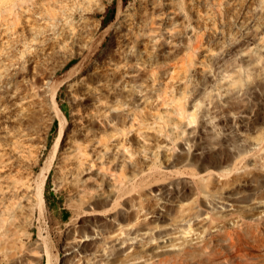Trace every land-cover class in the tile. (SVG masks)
Returning a JSON list of instances; mask_svg holds the SVG:
<instances>
[{"label":"rangeland","instance_id":"1","mask_svg":"<svg viewBox=\"0 0 264 264\" xmlns=\"http://www.w3.org/2000/svg\"><path fill=\"white\" fill-rule=\"evenodd\" d=\"M6 1L0 0V6ZM153 1L162 9L152 17L178 13L189 43L166 64L171 68L167 79L143 74L145 81L134 84L132 95L127 89L118 93L106 88V116L117 129L97 127L96 116V126L86 131L88 121L81 116L92 103L79 80L105 54L103 68L108 73L115 69V31L124 26L126 14H136L145 5L152 11ZM41 3L43 7L28 0V8L40 20L36 22L57 28L46 44L43 37L23 34L24 23L12 15L0 21V51L18 53L20 66L29 58L28 70L37 71L40 86V118L29 136L24 131L13 136L18 146L5 149V157L15 161L13 173L30 178L51 165L42 215L36 199L29 207L20 195L22 207L16 216L0 219V264H45L47 251L53 264H150L155 253H160V264H264V0ZM43 8H51L53 15ZM112 9L111 20L104 24ZM179 27L175 25L174 32ZM64 36L65 41L57 43ZM59 120L66 124L65 134L53 155ZM145 155L150 157L146 162ZM148 166L155 177L134 189L138 170L147 174ZM209 171L215 174L210 188L217 205L207 203L199 189ZM219 174L227 181H219ZM159 187L170 194L167 216L175 220L152 215L162 202L154 192ZM127 194L146 205L138 214L142 234L127 238L124 247L113 240L106 245L107 233L129 232L125 212L133 217L134 208ZM106 216L118 218L116 224L106 223ZM147 227H156L153 235L168 233L178 244L191 242L200 252L194 258L180 256L177 246L163 245L165 237L149 239ZM66 241L75 242L69 255L63 247ZM155 242L159 245L150 248Z\"/></svg>","mask_w":264,"mask_h":264},{"label":"bare ground","instance_id":"2","mask_svg":"<svg viewBox=\"0 0 264 264\" xmlns=\"http://www.w3.org/2000/svg\"><path fill=\"white\" fill-rule=\"evenodd\" d=\"M43 1L45 0H31V3L34 5L41 4L43 7V4L41 3ZM56 1L63 2L64 0ZM28 5V0L6 1V3L0 6V21L3 17H9V15H12L15 21L20 20L24 23L26 31L22 29L23 34L27 33L31 38L43 37V44H46L48 36L51 33L55 34L57 28L53 24L48 26L45 21H43L45 24L36 22L40 20L37 18L34 19V16L29 12ZM172 7L174 6L172 5ZM152 8L153 10L150 11L145 5L138 13H129L125 15L124 26L115 31V50L112 55L113 57H118L119 61L116 62L115 69H112L111 73L106 72L103 68L106 64L105 54V57L100 60V64H95V66L79 80L80 85H82L84 89L83 94L89 95L92 103V105L84 107V115L81 116V118L85 116L88 121L85 126L86 131L93 130L96 126L94 121L92 122V119L96 116L99 117L97 120L99 126L97 127L104 130L108 127H111L113 130L117 129L118 124H111L109 122L111 121L110 116H106V88H113V91L118 93L122 92L121 89H127L128 93L132 95L134 93V84H141L145 81L143 74L153 80L156 78L160 79L161 77L167 79L171 68L167 67L166 64H168L170 60H173L177 54L183 52L186 43H189V39L186 40L184 35V21L179 20L178 13L173 11L172 15L157 18L156 16L160 14L159 10L162 9V7H157L155 1H153ZM44 9L46 8H43L42 10L44 11ZM41 11L39 12L40 15H42ZM157 11L159 13L158 15L156 14V18L152 17ZM45 13L48 16L53 15L51 8L46 9ZM175 25L180 26L177 30L178 33L173 30ZM166 26H170V29H167ZM176 34H179L178 38L174 39L173 37ZM2 38L3 36L0 34V41ZM65 39V36L61 39L57 38V43L63 42ZM17 44L18 43H14L12 47L16 48ZM111 44L112 43L109 45ZM23 55L24 53L22 56ZM20 58L21 56L16 52H7L3 55V52L0 51V219H3L4 221L6 219L8 220V218H14L17 214V210L22 207L20 195L26 199V204L29 205V207H31L32 200L36 199L38 203V211L40 215H42L45 207L43 190L50 169L49 167L51 166L48 164L47 167H45L48 169L42 167V170L37 172L34 178H30L28 176L13 173L15 171L17 172L16 165H13L15 161H9L11 156L5 157L7 155V152L4 151L5 149L11 151L18 146L19 141L17 139H12L13 136L22 131H24L23 135L29 136L30 130L33 129L35 122L40 118V86L36 77L37 71L35 69H32L31 71L28 70L27 63L29 62V58H25L24 64L20 66ZM131 60H134V63L129 64V62H132ZM118 62H123V64L121 63L122 65H120ZM135 65L137 70L132 67H135ZM36 67L37 66H33V68ZM130 67H132V69ZM155 67H162V70H157V72ZM141 88L142 86L137 89V93L142 91ZM117 103L120 104V101ZM57 109L61 111L59 107H57ZM108 109L110 108L108 107ZM54 116L58 119L56 114ZM116 116H118V121L121 123L122 119L119 117V114ZM65 128V122L59 120L57 135L53 144V155H55L62 143ZM11 130H14V134H12ZM104 153H106V150ZM166 155L168 154H164L165 160L167 159ZM149 158L148 155L142 156V159L145 162L148 161ZM132 163H134V165L138 164L137 162ZM138 172L140 176L132 182V187L134 189L139 188L143 182L148 183L155 177V173L149 166L146 167L147 174L144 173L145 170L143 169L138 170ZM206 176V183L199 189L204 194L207 203L209 202V204L213 203L217 205L215 202L217 200V194L212 192V189L210 188L211 180L215 177V174L209 171ZM219 177L225 178L224 182L227 181L225 175L218 176L220 181ZM222 182L223 181L221 180V183ZM103 188L104 189L101 193L106 195V181L104 182ZM121 189L124 188L121 187ZM154 192L156 195H159L158 199H161L162 202H160L161 204H158L157 207H159V210L154 212L156 214L152 215H154L156 219H159L160 217L168 218L167 215L169 214L168 211L170 209L165 203H169L170 194L167 193V190L164 187H159ZM126 197L131 201V207L134 208L133 217L130 215V212H125V217H127V221L129 220L128 225L131 224L130 228H128L129 232L126 234L124 233L123 236H121L122 234L109 235L110 233H107L106 245H108L109 241L113 240L115 241V245L124 247L127 238L135 240L142 234L141 232L143 229L139 226L141 222L138 220L140 216L138 214L146 209V205L139 200L134 201L137 197L134 198L130 194H127ZM137 208H139V210ZM181 211L182 209L179 208L178 212ZM4 215L6 216V219L3 218ZM152 215L149 217H153ZM175 218L176 217L168 219L172 221L175 220ZM100 220L102 221V218H100ZM117 220L118 218L115 216H106V223L111 224V226H114ZM147 230L151 232L149 239L157 240L165 237V240L164 238L162 239V243H164L163 245L174 246L175 248L177 246L178 248L176 249L180 256L194 258V255H197L198 252H200L196 246H191V242H189L188 246H186L185 243L178 244V239L172 237L169 238L167 236L168 233H164L166 235H163V232H159L156 235H153L152 231H156V227H147L146 231ZM39 235L41 234L39 233ZM127 235L129 236L127 237ZM38 237L40 238V236ZM85 237L86 235L83 234L80 236L79 241ZM204 241L205 239L202 243H204ZM73 243L75 242H65L63 247L68 250L66 255H69L74 251L72 250L74 246ZM153 245L155 246H150V248L155 249L159 243L155 242ZM111 246L114 247V244ZM78 247L80 248V246ZM153 256H155V259L151 261L150 264H160L162 262L160 259V253H155ZM53 259V256L47 251L45 264H53Z\"/></svg>","mask_w":264,"mask_h":264},{"label":"trees","instance_id":"3","mask_svg":"<svg viewBox=\"0 0 264 264\" xmlns=\"http://www.w3.org/2000/svg\"><path fill=\"white\" fill-rule=\"evenodd\" d=\"M112 13H113V9H112V11H111V15H110L107 19H104V20H103V23H104V24H105L106 22H108L109 20H111ZM54 124L57 125V121H55Z\"/></svg>","mask_w":264,"mask_h":264}]
</instances>
